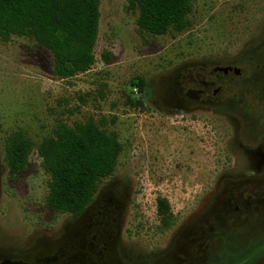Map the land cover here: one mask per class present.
<instances>
[{"label":"rangeland","instance_id":"374dc122","mask_svg":"<svg viewBox=\"0 0 264 264\" xmlns=\"http://www.w3.org/2000/svg\"><path fill=\"white\" fill-rule=\"evenodd\" d=\"M98 11L94 62L71 78H55L49 52L31 40L0 39V155L13 133L31 143L23 170L5 174L8 228L29 215L52 227L62 221L42 235L50 251L64 243L79 218L44 206L49 177L35 149L55 123L91 119L121 147L92 200L115 194L122 223L101 260L72 248L68 264H210L256 240L264 234V0H193L187 27L160 36L137 27L127 0H100ZM220 56L242 63L228 82V105L174 112L178 76ZM157 198L168 203L167 226ZM253 264H264V254Z\"/></svg>","mask_w":264,"mask_h":264},{"label":"trees","instance_id":"16d2710c","mask_svg":"<svg viewBox=\"0 0 264 264\" xmlns=\"http://www.w3.org/2000/svg\"><path fill=\"white\" fill-rule=\"evenodd\" d=\"M100 0H0V39L23 37L50 54L51 74L58 79L74 77L90 69L97 38ZM193 0H127L137 13L136 25L151 36L171 30L181 32ZM102 60L107 61L106 54ZM130 84L139 92L144 81ZM101 124V123H100ZM91 119L67 126L55 123L51 135L35 149L42 170L48 175L44 206L57 213L79 215L92 201L96 183L112 175L121 147L114 134L106 133ZM30 141L20 133L9 136L3 161L12 175L26 165ZM156 215L168 225L166 200L155 201ZM264 235L233 253H219L210 264H253L264 254Z\"/></svg>","mask_w":264,"mask_h":264},{"label":"flooded vegetation","instance_id":"af4514ba","mask_svg":"<svg viewBox=\"0 0 264 264\" xmlns=\"http://www.w3.org/2000/svg\"><path fill=\"white\" fill-rule=\"evenodd\" d=\"M241 66L240 58L228 60L220 56L185 68L176 82L178 98L174 100L176 103L173 111L185 114L227 106L228 82L240 77ZM238 146L240 147L239 144ZM6 171L2 153L0 155V264H68L73 258L68 254L72 248L87 252L77 254L81 257L96 252L101 260L102 253L116 238L122 223L123 207L115 194L101 195L96 200H92L79 215L73 216L78 217L79 221L73 224L72 232L63 236L64 243L53 252L50 251L51 240L45 234L42 235L46 231L44 226L52 227V224L44 222L42 216L40 220L35 215H29L32 217L30 222L18 221L12 228L6 225ZM260 202L258 199L255 203ZM233 211L238 212V207L235 206ZM257 212V210L253 211V213ZM225 213L229 214L227 210ZM228 220L229 222L224 226L229 225L234 219L230 217ZM62 223L61 221L48 229H60ZM65 229L67 230L64 227L63 231Z\"/></svg>","mask_w":264,"mask_h":264}]
</instances>
